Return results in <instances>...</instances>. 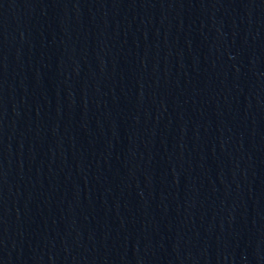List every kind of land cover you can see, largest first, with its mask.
I'll use <instances>...</instances> for the list:
<instances>
[{"label":"water","instance_id":"obj_1","mask_svg":"<svg viewBox=\"0 0 264 264\" xmlns=\"http://www.w3.org/2000/svg\"><path fill=\"white\" fill-rule=\"evenodd\" d=\"M0 264H264V0H0Z\"/></svg>","mask_w":264,"mask_h":264}]
</instances>
